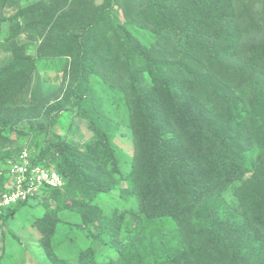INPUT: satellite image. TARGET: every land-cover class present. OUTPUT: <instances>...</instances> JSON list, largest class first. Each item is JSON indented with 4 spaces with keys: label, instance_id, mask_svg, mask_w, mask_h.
Wrapping results in <instances>:
<instances>
[{
    "label": "trees",
    "instance_id": "obj_1",
    "mask_svg": "<svg viewBox=\"0 0 264 264\" xmlns=\"http://www.w3.org/2000/svg\"><path fill=\"white\" fill-rule=\"evenodd\" d=\"M24 154L0 264L23 207L48 264H264V0H0V194Z\"/></svg>",
    "mask_w": 264,
    "mask_h": 264
},
{
    "label": "rangeland",
    "instance_id": "obj_2",
    "mask_svg": "<svg viewBox=\"0 0 264 264\" xmlns=\"http://www.w3.org/2000/svg\"><path fill=\"white\" fill-rule=\"evenodd\" d=\"M105 202L106 199L103 203L104 205ZM30 214V207H23L18 210L15 218L9 221L10 230L14 231L17 236L21 237V240L24 244L28 243L29 248L27 251V255H25L22 246H19L18 241V243L13 245L8 242L9 249L7 252L18 259L17 263L14 261L13 264H48L43 252L35 244V236L32 232V229H30L31 227L28 226L27 223L25 224L24 218ZM22 253L24 254V258L27 256L28 259L20 257Z\"/></svg>",
    "mask_w": 264,
    "mask_h": 264
},
{
    "label": "built area",
    "instance_id": "obj_3",
    "mask_svg": "<svg viewBox=\"0 0 264 264\" xmlns=\"http://www.w3.org/2000/svg\"><path fill=\"white\" fill-rule=\"evenodd\" d=\"M20 157L21 163H14L10 169L11 173L15 175L18 183H21L22 179L24 178L22 175L27 170V159L25 158V154ZM32 172H34L33 176L38 183L43 182L49 185L61 184V179L55 171H47L45 169L35 168L32 170ZM34 188L35 187L32 185V183L27 185L26 188L20 187L12 195L5 196L3 202L8 203L9 201L18 197L24 198L27 193H32Z\"/></svg>",
    "mask_w": 264,
    "mask_h": 264
},
{
    "label": "clouds",
    "instance_id": "obj_4",
    "mask_svg": "<svg viewBox=\"0 0 264 264\" xmlns=\"http://www.w3.org/2000/svg\"><path fill=\"white\" fill-rule=\"evenodd\" d=\"M14 164V163H13ZM13 164H12V166H13ZM11 166V167H12ZM29 165H28V163H27V167H28ZM11 167L9 168V169H7V173H8V175L10 176V181L8 182V188H10V190L9 191H5V192H3V193H1L0 194V198L2 199V201L4 200V197L5 196H9V195H12L13 193H15V191L17 190V189H19L20 187L21 188H23L22 186H21V183H18L17 182V179H16V177H15V175L14 174H12L11 173V171H10V169H11ZM35 168H40V169H44V168H41V167H39V166H36V167H31V169L33 170V169H35ZM45 170H47V169H45ZM47 171H55V170H53V169H50V170H47ZM56 173H57V171H55ZM58 174V173H57ZM59 175V174H58ZM59 177H60V179H61V184L60 185H62V178H61V176L59 175ZM46 184V183H45ZM46 185H48V186H60V185H49V184H46ZM20 186V187H19ZM18 199H20V197H18V198H16V199H13V200H11V201H9V202H14V201H16V200H18ZM23 199V198H22ZM8 202V203H9ZM1 204V203H0Z\"/></svg>",
    "mask_w": 264,
    "mask_h": 264
}]
</instances>
